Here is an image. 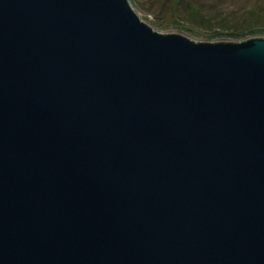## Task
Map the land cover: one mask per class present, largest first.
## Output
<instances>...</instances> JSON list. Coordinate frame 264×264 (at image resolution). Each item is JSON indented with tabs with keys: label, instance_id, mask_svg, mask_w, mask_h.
Returning a JSON list of instances; mask_svg holds the SVG:
<instances>
[{
	"label": "water",
	"instance_id": "1",
	"mask_svg": "<svg viewBox=\"0 0 264 264\" xmlns=\"http://www.w3.org/2000/svg\"><path fill=\"white\" fill-rule=\"evenodd\" d=\"M0 264H264V34L0 0Z\"/></svg>",
	"mask_w": 264,
	"mask_h": 264
},
{
	"label": "rangeland",
	"instance_id": "2",
	"mask_svg": "<svg viewBox=\"0 0 264 264\" xmlns=\"http://www.w3.org/2000/svg\"><path fill=\"white\" fill-rule=\"evenodd\" d=\"M161 30L181 29L196 38L241 39L264 34V0H131Z\"/></svg>",
	"mask_w": 264,
	"mask_h": 264
}]
</instances>
